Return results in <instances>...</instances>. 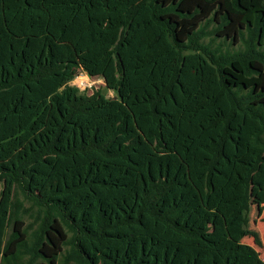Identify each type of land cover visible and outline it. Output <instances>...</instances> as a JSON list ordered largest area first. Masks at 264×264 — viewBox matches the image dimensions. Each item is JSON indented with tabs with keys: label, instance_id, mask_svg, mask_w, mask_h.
<instances>
[{
	"label": "trees",
	"instance_id": "obj_1",
	"mask_svg": "<svg viewBox=\"0 0 264 264\" xmlns=\"http://www.w3.org/2000/svg\"><path fill=\"white\" fill-rule=\"evenodd\" d=\"M263 156L264 0H0V264H264Z\"/></svg>",
	"mask_w": 264,
	"mask_h": 264
},
{
	"label": "rangeland",
	"instance_id": "obj_2",
	"mask_svg": "<svg viewBox=\"0 0 264 264\" xmlns=\"http://www.w3.org/2000/svg\"><path fill=\"white\" fill-rule=\"evenodd\" d=\"M220 41V40H218ZM137 46V39L133 33L132 26L129 27L125 34V46L119 52V58L122 66L121 81L122 85L115 90H108L105 88L103 80L99 78H87L83 72H80L77 76H82L80 80L87 79L88 82L92 83L90 89H86L88 94H91L94 90H99L106 97L122 98L132 88L138 87L143 81L142 76L131 75L127 72L128 65L130 64L131 57ZM240 46L237 44L232 49L237 51ZM73 83H78L79 80L74 78ZM264 157V156H263ZM26 207H29L28 203H25ZM243 216L241 215L235 224L228 228V237L234 242L246 244L253 247L259 258L264 262V165H261L251 179V190H250V209L247 214V225L242 222ZM30 220H27V224ZM11 229H8L10 233ZM251 233H255L259 238L260 245L254 242V238ZM71 236V234H69Z\"/></svg>",
	"mask_w": 264,
	"mask_h": 264
},
{
	"label": "built area",
	"instance_id": "obj_3",
	"mask_svg": "<svg viewBox=\"0 0 264 264\" xmlns=\"http://www.w3.org/2000/svg\"><path fill=\"white\" fill-rule=\"evenodd\" d=\"M82 76H76L75 78L77 80H79V82L76 84V83H73V81H71V85L75 86L77 89H79L80 91H84L86 89H90L91 86H92V83L88 82L87 79L84 80H80ZM87 78H91V77H88L86 75Z\"/></svg>",
	"mask_w": 264,
	"mask_h": 264
}]
</instances>
